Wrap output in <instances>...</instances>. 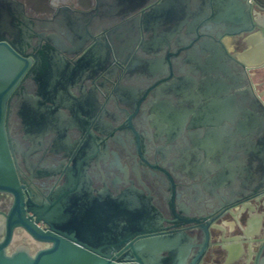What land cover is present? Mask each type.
Here are the masks:
<instances>
[{"label": "flooded vegetation", "instance_id": "1", "mask_svg": "<svg viewBox=\"0 0 264 264\" xmlns=\"http://www.w3.org/2000/svg\"><path fill=\"white\" fill-rule=\"evenodd\" d=\"M17 1L25 17L5 10L0 36L27 37L15 51L31 60L4 121L25 201L48 203L60 189L114 200L133 187L166 231L192 239L187 264L205 242L201 264H264V43L251 37L264 33V0ZM233 2L257 23L244 38L223 35ZM82 38L96 44L85 63ZM224 49L245 52L249 66ZM210 161L216 174L232 171L229 187L210 193L202 175L194 178ZM13 204L0 192V240ZM21 245L34 254L47 243L19 227L8 251Z\"/></svg>", "mask_w": 264, "mask_h": 264}, {"label": "water", "instance_id": "2", "mask_svg": "<svg viewBox=\"0 0 264 264\" xmlns=\"http://www.w3.org/2000/svg\"><path fill=\"white\" fill-rule=\"evenodd\" d=\"M149 8L145 9L146 14L152 12ZM5 10L8 17L17 15V12L25 17L24 4L20 1L0 0V20L5 16ZM227 13L224 36L239 35L244 38L245 33L257 28V23L252 18L246 20L243 17L236 3L231 4ZM227 13L225 12V15ZM246 21L249 26H236ZM3 28L0 24V30ZM25 39L27 37L19 35L12 42L0 36V192L14 195V204L5 215V235L0 240V264H187L192 239L182 230L166 231L167 227L163 226L166 219L162 213L148 197L141 206V191L133 187L114 200L72 196L68 194V190L60 189L48 203L37 205L30 198L25 201L4 126L7 100L31 63V60L25 59L15 51L26 42ZM79 45L81 50L77 60L82 63L91 61L90 53L96 44L82 38ZM223 53L230 61L248 65L243 59L245 52L232 56L224 49ZM61 60L57 57L54 62ZM215 61L217 56H211L209 62ZM231 110L227 108L226 114ZM209 117L213 119L216 115L211 114ZM260 119L259 116V123ZM216 138V134H211L207 140L212 157L218 150ZM215 163L218 161L208 163L206 173L204 170L194 171V178L198 180L202 175L205 180L204 187L210 193L230 183L231 176H234L231 170L226 174H216ZM259 182L264 183V175ZM71 189L73 190L74 186ZM235 189L232 188L233 191ZM207 203L212 206L215 200L210 199ZM27 211L30 213L29 217L25 215ZM31 218L36 222L43 221L46 229L38 227ZM175 226L180 224L177 222ZM19 227L24 228L36 240L47 243V246L34 254H31L25 245L9 252L8 246L15 229ZM206 247L205 242L193 264L202 263ZM164 252L167 254L164 255ZM114 253L122 256L116 259Z\"/></svg>", "mask_w": 264, "mask_h": 264}, {"label": "crops", "instance_id": "3", "mask_svg": "<svg viewBox=\"0 0 264 264\" xmlns=\"http://www.w3.org/2000/svg\"><path fill=\"white\" fill-rule=\"evenodd\" d=\"M251 37H253L255 39V41H257V42L263 41V43H264V33H263L262 30L252 33ZM253 54L256 55V54H259V53L256 51V52H253Z\"/></svg>", "mask_w": 264, "mask_h": 264}]
</instances>
